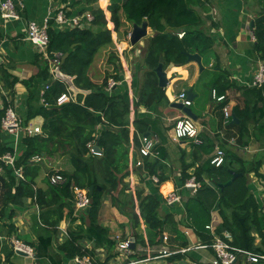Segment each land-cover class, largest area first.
<instances>
[{
  "label": "trees",
  "instance_id": "1",
  "mask_svg": "<svg viewBox=\"0 0 264 264\" xmlns=\"http://www.w3.org/2000/svg\"><path fill=\"white\" fill-rule=\"evenodd\" d=\"M56 1L64 6L68 17L89 13L92 21L82 28L77 26L62 30L54 20L50 21L48 51L63 54L61 72L66 77V82H51L48 62L39 53L37 62L40 72L29 81H24V84L30 91V97L38 98V101L41 90L46 85H49V89L44 94L45 104L39 103L33 110L30 108L28 120L24 123L29 124V120L41 117L42 132L32 137H23L24 150L16 157L15 167L6 165L2 160L7 153L14 154L15 151L12 147L3 145L0 137V168L3 169L0 174V223L12 228V225L4 223L5 219H11L15 214L14 209L7 214V208H23L30 200L33 201L40 210L39 214L34 215L33 221L44 228L45 232L39 236L37 246L32 244L35 246L36 260L40 263L45 258L55 261L50 249L53 235L60 223L63 220L74 223L82 218V224L77 230L68 229L60 250L69 260L77 256H89L95 264H109L112 257L100 263L96 253L100 249L109 252L116 244V241L108 237L107 228L99 221L106 200H110L120 213L129 218L133 237L141 239L142 244H145L144 235L140 233L142 221L146 225L151 245L156 244V240L167 228L176 225L174 215L161 216L162 202L159 197L146 193L141 186L136 188L134 194L128 181L131 173L140 178L141 184H144L145 174L157 176L159 185L156 187L159 189V186L170 179L165 163L158 159L150 162L147 158L144 166L136 167L141 147L140 137L150 130L147 120L140 117L138 112L139 108L156 110L170 104L166 90L159 86L155 71L161 58L166 69L171 64H187L188 53L204 56L211 52L215 41L206 33L205 14L211 12L212 1L110 0L107 11L111 13L114 29L108 27L106 13L102 8L107 0H101L102 7L99 5L100 0ZM249 1L244 0L251 9ZM256 3L261 11L257 18L255 16L251 19L253 26L251 22L249 24L255 38L253 58L255 62H264V0H256ZM144 21L148 22L153 35L148 37L141 58V68L144 71L140 76L138 91L137 82L134 85L133 106L136 116L132 121L131 101L125 93L127 82L119 50L116 54H111V69L106 73L104 71L102 77L98 78L95 73L91 76V73L96 55L116 43L113 39L114 32L119 38L118 31L124 23L131 24L133 29L134 24L141 25ZM212 26L216 28L218 25L213 21ZM131 32H124L125 38ZM180 33L185 34L183 38L179 37ZM2 36L0 18V41ZM206 74L210 76L209 80L204 82L201 78L197 83V86L204 87V95L196 99V105L203 104L205 100L210 102L212 90H216L218 96H225L227 90L233 88L229 80L230 73L221 68L220 64H216L213 70L204 72L202 76ZM11 79L7 69L0 64V82L9 96V99L5 98L4 108L0 111V134L4 132L1 130L2 118L6 109L13 104L15 85L18 82V79ZM109 79H114L121 85L109 92ZM67 88L71 90L73 100L58 105V98L67 92ZM237 90L241 99L234 114L229 117L231 124L228 126L235 128L239 137L236 139V147L220 144V149L225 152L224 164L220 167L211 164L216 143L210 136H204L200 145L193 144L194 158L191 163L187 162L186 153H183L180 161L183 185L191 177L188 171L193 167L194 175L202 184L201 189L187 199L188 218L183 224L191 228L203 244L211 245L213 235L206 227L212 223L213 214L218 209L223 221L216 229L218 234L228 231L233 235L234 246L264 252V216L260 213L248 184L249 175L254 172L264 179L259 174L261 164L248 169L242 162L241 167H235L236 162L241 161L237 153L239 149L256 146L264 150V85L245 86ZM226 103L222 101L219 108L223 110ZM233 115L239 123L232 124ZM90 145L93 148L98 145L100 153L92 152ZM55 158H58L55 161V166L59 162L58 169L48 167L46 163V159ZM64 159L68 160L66 166L60 164V160ZM18 170L22 172V179L17 177ZM234 173L243 175L231 185L224 186L233 179ZM54 175H60L63 181L52 184L51 178ZM91 187H94L92 195L89 192ZM75 188L87 190L92 201L82 211L76 209ZM137 207L139 213L136 211ZM76 211H81L79 217ZM85 224L87 225L84 226ZM256 236L261 238L259 245L256 244ZM88 244L91 245L90 249ZM0 264H3L1 257Z\"/></svg>",
  "mask_w": 264,
  "mask_h": 264
},
{
  "label": "crops",
  "instance_id": "2",
  "mask_svg": "<svg viewBox=\"0 0 264 264\" xmlns=\"http://www.w3.org/2000/svg\"><path fill=\"white\" fill-rule=\"evenodd\" d=\"M3 1L5 0H0V3ZM13 1L16 3L19 18L6 21L1 19L3 36L0 41V57L2 60L0 64L3 65L4 69H7V72L12 77L11 80L18 79V82L15 85L13 104L10 106L13 107L18 117L26 123L30 108L33 110L39 106V103L42 104L41 94L44 89L41 90L40 100L38 101V98L32 99L30 97V91L27 88V85L24 84V81H29L32 77H36L40 72V67L37 62V55L40 51L27 40V30L31 22L44 25L46 19L53 17L56 10L63 5H60L56 0ZM215 4L213 6L211 5V7L215 9V7L218 6L219 9L217 12L218 20L215 16L216 20L214 21L218 25L216 28H214L212 24L209 26V23L214 19L212 14L211 16H209L210 13L205 14V16H207L205 17L207 21L206 33L213 37L215 45L210 53L201 56L204 69L200 71L199 66L192 62H187L184 66H175L168 74V78H171V82L165 89L170 104L163 105L156 110L154 108L151 110L139 108V112L137 111L140 117L147 120L150 127L148 134L156 141L155 156L150 157L149 161L153 162L158 159L165 163L167 167L166 172L170 179L165 184L159 186V189L156 187V185H159V182L156 183L153 179V177L157 176L145 174L144 184H141L140 178L134 173H131L128 181L130 182L134 194L136 188L141 186L145 188L146 193H151L159 197L162 202L161 216H165L166 214L174 215V222L176 225L167 228L163 235L156 240V244L151 245L147 238L146 225L142 221L140 233L144 235L145 240V244H142L141 239L136 240V238L133 237L132 229L129 226V218L120 213V211L111 204L110 200H106L101 209L99 221L102 226L107 228L108 237L116 241V244L111 250H109V252L104 249H100L96 252L100 263H103L108 257H112L109 264H119L122 262L152 257L155 259L144 264H211L215 258V251L212 248H193L203 243L191 228L183 224L186 218H188L187 199L194 194L190 189L185 188V183L190 178L187 179L183 185L184 181L181 176L180 161L183 153H186L185 157L188 160L187 162H192L194 158L192 154L193 144L200 145L204 136H210L215 141L216 145L214 153L216 152V149H220V144H229L231 145V148L237 146L236 139H238L239 135L235 128H230V126H228L231 123H229V118H226L225 110L229 109L231 112L230 115L234 114V109L236 105L240 103L241 99V94L237 88L249 86L259 64V62L254 61V55L252 54L253 42L255 41L253 32H248L245 29L248 25V17H251L252 11L250 8L247 7L242 0H216ZM150 30L151 28L149 29V37ZM116 36L118 37L114 32L113 37L116 38ZM147 39L148 38L141 41L139 45L136 46L137 48L135 47L138 50L135 54L136 58L139 57L137 55L139 52L141 56L143 55L147 46ZM123 44L125 45L127 43ZM127 46L130 47L128 44ZM118 50L125 69V79L127 82L125 93L129 96L131 101V120L133 121L136 116L133 106V100L135 97L134 88H136L134 85L135 82H137L138 91L141 84V78L138 76V73L140 75V72H134L130 67L127 56H125V51L127 49H122L120 46ZM43 60H45L44 57ZM136 63L138 66H142L141 60L140 63L136 60ZM216 64H220L221 68L230 73L229 80L233 84V88L228 89L225 96L224 94L223 96H218L217 91L215 90L218 97H223L221 101L214 99L212 90V97H209L211 100L210 102H206L205 100L203 104L196 105V99L200 95H204V87L201 85L197 86V83L201 78H203L204 82H207L210 76L206 74L203 77L202 75L204 72H210L213 70ZM94 73L95 68L93 69L92 67L91 76ZM94 82H97L96 79H94ZM118 85H121V83ZM187 89H192L194 94H196V99L192 105L193 108H191L195 110L193 112L197 117L194 121L199 130V139L201 140V143L199 144L188 139L178 140L175 138L173 131L177 120L180 119L182 115L185 116V114H183L182 111L173 108L172 103H177L176 100L178 95ZM5 98L9 99L8 92L4 90L3 84L0 82V111L4 108ZM222 101L227 102L223 110L219 108ZM237 123L239 122L234 124ZM29 124L41 126L43 124V119L37 117L33 120H29ZM0 135L3 145L12 147L15 151L14 153L16 157L23 152V132H19L16 137L4 132ZM237 153L240 156L241 161L236 162V168L241 167L242 162L248 169L257 167L261 164L259 174L264 177V150L262 151L256 146H250L245 149H239ZM138 159V161L141 160L140 155ZM146 159L143 160L142 166H144ZM57 164H59V162H57ZM252 164H254V166H252ZM142 166H137L136 164V167ZM188 173L192 177L195 173V167L190 169ZM248 184L250 192L259 206L260 213L264 216V179H261L260 176L254 172L249 175ZM172 192H175L182 197L181 203L173 205L167 203L166 197ZM12 209H14V216L11 219L7 218L4 220V223L6 225H12V228L3 226L0 223V257L3 260V264H36L38 263L37 260L31 259L27 255H20L19 253L14 252L12 240L18 239L30 246H37L39 236L45 233L43 231L44 228L33 221L34 215L39 214V207L30 200L28 205L23 208L14 206L8 207L7 214H9ZM81 211H76L78 217ZM136 211L139 213L138 207L136 208ZM222 222V218L217 209L213 214L211 223L213 227L211 233L213 235V242L215 236L221 237L224 233L228 232L224 231L222 234L217 233L216 229L222 224ZM81 224L82 218H79L74 223L70 220H63L58 228H56L57 232L53 235L52 246L50 249V254L55 261L45 258L44 262L38 264H78L76 258L79 256L69 260L60 250V246L66 239L68 229L71 228L72 230H77ZM86 225L87 224L84 226ZM173 229L180 234H177ZM164 235L167 236V241L162 240ZM131 239H134L135 249L132 250L130 248L131 253L127 256L128 258L125 259L126 255H123V253L120 252L118 243L127 240L131 241ZM232 240L234 241L233 235ZM186 242L188 243L187 245L184 244ZM260 242L261 238L256 236V244L259 245ZM87 246L89 249L91 248L90 244ZM189 248H192V250L187 253H177L171 256H162L160 254L164 249L173 251ZM235 264L253 263H249L242 257ZM255 264H264V262Z\"/></svg>",
  "mask_w": 264,
  "mask_h": 264
},
{
  "label": "built area",
  "instance_id": "3",
  "mask_svg": "<svg viewBox=\"0 0 264 264\" xmlns=\"http://www.w3.org/2000/svg\"><path fill=\"white\" fill-rule=\"evenodd\" d=\"M0 16L2 20H11L19 18V14L17 11L16 3L13 0H5L0 3ZM54 20L58 25L60 30L65 29L67 27H84L86 23L92 21L91 14L87 13L84 16H73L68 17L66 9L64 6L59 7L54 16L50 19H46L44 25H39L36 22H31L29 24L27 30V40L36 47L40 53L43 55L44 59L48 62L49 74L51 76V82H66V77L61 72V64L63 59V54L61 52L49 53V34L48 28L50 26V21ZM184 33H180L179 37L183 38ZM119 82H116L114 79H109L107 91H111L114 87L118 86ZM264 85V62H259L258 68L254 74L253 80L249 84V87H261ZM49 89V85H46L42 90L41 94V103L45 104L44 94L46 90ZM213 97L217 101H221L223 97H218L216 95V91L213 90ZM72 92L69 88H67V92L63 93L57 100L58 105H63L67 102L73 100ZM177 102H180L185 107H192L193 101L189 100L187 97V92L183 91L177 97ZM226 118L230 117L231 112L229 109L225 110ZM1 130L14 135L15 137L19 132L24 133V137L26 136H35L42 132L41 126H35L31 124H25L22 119L18 117L15 113L13 107L9 106L6 109L5 116L1 121ZM174 135L178 140H193L195 143H201L199 139V130L196 125V122L189 118L188 116H184L177 120L174 126ZM141 147L139 150V155L141 156V160L138 161L137 166L143 165V160L146 158H150L155 156V145L156 141L150 136L143 135L140 137ZM95 154H98L94 151L93 145L89 146ZM2 160L11 167H15L16 155L7 153ZM40 160V159H38ZM225 161V152L222 149H216V152L213 154L211 159V164L220 167L224 164ZM2 173V169L0 168V174ZM17 177L22 179V172L20 170L16 171ZM156 183L159 182L157 177H153ZM63 181V178L60 175H54L51 178V183L56 185L57 183ZM202 187L201 183L197 180L196 176L190 177V179L185 183V188L191 190V192L195 195V193ZM75 200H76V208L77 209H86L92 203L91 198L89 197L87 190H80L75 188ZM166 201L169 205H173L176 203H181L182 197L175 192L169 193L166 197ZM38 207V206H37ZM208 230L213 231L212 224L206 227ZM162 240L167 241L168 238L166 235L162 237ZM232 240V235L229 232L224 233L221 237L215 236L214 242L211 245L199 244L194 249H206L212 248L215 251V258L211 264H235L240 258H245L249 263H259L264 262V252H254L249 250H244L234 246ZM119 250L123 255H126L125 259H127L128 255L131 253L130 249V241L119 242ZM12 245L14 252L23 253L30 257L31 259L36 260V250L33 246L29 244L14 239L12 240ZM189 249L182 250H168L164 249L160 252L162 256H171L177 253H187ZM155 258L148 257L146 259L134 260L122 262L119 264H144L149 263ZM76 262L78 264H95L94 260L89 256L77 257ZM38 264V263H36Z\"/></svg>",
  "mask_w": 264,
  "mask_h": 264
},
{
  "label": "rangeland",
  "instance_id": "4",
  "mask_svg": "<svg viewBox=\"0 0 264 264\" xmlns=\"http://www.w3.org/2000/svg\"><path fill=\"white\" fill-rule=\"evenodd\" d=\"M211 1H212L211 2V5L213 6L216 3V0H211ZM242 1H244V0H242ZM249 2H250V6H251V9L250 10H252V12H251V17L252 18L251 17H248V19H249L248 20V25L245 27V29L248 32H252V30H251V28L249 26L250 20L253 19V18H255V16L257 18V14H258V12L261 11V8L257 5L256 0H250ZM108 4L109 5L111 4V1L110 0H107L106 5L104 7H102L101 6V0L99 1L100 7H102L105 10L106 14H107L106 17H107V20H108V27L110 29H114V23L111 21V13L109 11H107ZM210 10H211V12H210L209 16H211V14H212V17L214 18V19H212V22L216 20L215 19L216 17H217V20H218V16H217V12L219 11L218 6L215 7V9L211 7ZM121 17H122V19H124L123 14L121 15ZM205 17H207V16H205ZM210 22H211V20H210ZM212 22L211 23L208 22L209 23V26H211ZM132 30L133 29H132V25L131 24H128L127 22L124 23L123 24V27L121 28V30L118 31L119 38L117 36H116V38L113 37V39L116 42L114 44V46H112V47L111 46H108V47L104 48L103 50H101V52L96 55L95 61H94L95 64L93 66V69L95 68V74L97 75L98 78L99 77H102L104 75V73H103L104 71L106 73L107 70L111 69V64L112 63L109 60L110 59V56H111V54H116L117 53L116 51L120 48V46L122 47V49H125V50L127 49L125 51V56H127V60L129 62L130 67L132 68V70L134 72L139 71L140 72L139 77L141 76V74L143 73L144 69L143 68H140L141 66H138L137 65L136 60L139 61V63H140V60H141V63H142V59H141L142 56H141L140 52H139V54H137L139 57L136 58V56H135V54L138 51L136 49L137 48L136 46L139 45V44H137L135 46L136 48L135 47H132L130 45L129 37L128 38L127 37L125 38V35H124V32H127V31H130L131 32ZM152 34H153V31L151 29L150 30V37H151ZM253 40H254V38H253ZM123 43H127L130 47H128L127 44L124 45ZM252 54H253V52H252ZM182 117H184V115H182L180 118H182ZM56 160H58V158H55V159H46L47 166L48 167H53L55 169H58L57 168V164L55 166V161ZM60 164L63 165V166H66L68 164V160H65V159L64 160H60ZM42 177H44V174L42 175Z\"/></svg>",
  "mask_w": 264,
  "mask_h": 264
},
{
  "label": "water",
  "instance_id": "5",
  "mask_svg": "<svg viewBox=\"0 0 264 264\" xmlns=\"http://www.w3.org/2000/svg\"><path fill=\"white\" fill-rule=\"evenodd\" d=\"M254 22H251V26H253ZM149 24L147 21H144L141 25H137L134 24L133 25V30L132 32L129 34V41H130V45L132 47H135L137 44H139L141 41H143L144 39L149 37ZM188 56V60L187 62L190 63H196L199 68L200 71H202L204 69L203 67V63H202V57L200 54H187ZM1 57H0V62H1ZM175 67L174 64L169 65V67H167L166 69H164V65H163V59H160V63L158 65V67L156 68V74L158 77V81H159V86L163 89H166V87L169 85V83L171 82V78H168V74L169 72ZM187 97L189 100L193 101L196 99V94H194L192 89H187ZM172 107L182 111L183 114H185L186 116H188L189 118H191L192 120H196L197 117L195 115V113L193 112L192 108L190 107H185L183 106L182 103L177 102V103H172ZM238 122L237 118L235 117V115H233V123ZM146 136H149V134H145ZM94 151L96 153H100V148L98 145H96L94 147ZM242 176V174L239 173H234L233 174V179L231 181H229L228 183H226L224 186H229L233 183V181H235L238 177ZM90 194L92 195L94 193V187L90 188ZM131 245L130 248L132 250L135 249V243H134V239H131L130 241ZM20 255H25L23 253H19Z\"/></svg>",
  "mask_w": 264,
  "mask_h": 264
}]
</instances>
